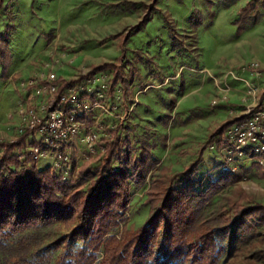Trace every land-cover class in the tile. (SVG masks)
Segmentation results:
<instances>
[{
  "label": "rangeland",
  "instance_id": "rangeland-1",
  "mask_svg": "<svg viewBox=\"0 0 264 264\" xmlns=\"http://www.w3.org/2000/svg\"><path fill=\"white\" fill-rule=\"evenodd\" d=\"M252 2L5 0L0 33L9 35L11 58L6 69L0 63V142L15 143L27 130L38 128L30 139L44 153L35 160L37 167H53L62 174L56 166L58 149L45 144L48 132L42 131L55 121L69 135L74 175L104 152L103 139L115 128L121 129L134 152L153 145L158 164L143 188L133 186L122 222L131 229L149 218L146 192L151 181L164 172L182 173L199 159L198 178L205 185L228 169L240 175L237 183L221 190L205 207L204 216L227 213L230 202L241 195L249 197L247 205L264 204V170L256 160L245 157L230 166L226 151L209 140L227 121L250 109L264 110V0H256L253 13L242 19ZM153 8L152 21L122 44V38L145 19L146 10ZM116 35L120 40L112 38ZM124 52L136 68L127 94L120 88L110 90L109 72L85 79L93 67L117 62L128 79L131 66L118 60ZM61 79L72 86L62 106L55 107L52 89L57 91ZM90 132L96 135L92 147L84 141ZM67 167L70 171L72 166ZM56 232L57 227L50 229L51 235ZM45 237L50 241H40L37 259L42 264L51 256L47 247L52 238ZM222 239L228 243L230 233ZM18 248L14 243L0 245V264L15 262L28 250ZM256 250L264 253V227L248 235L242 252L220 264H248ZM99 256L103 258L102 253Z\"/></svg>",
  "mask_w": 264,
  "mask_h": 264
},
{
  "label": "trees",
  "instance_id": "trees-1",
  "mask_svg": "<svg viewBox=\"0 0 264 264\" xmlns=\"http://www.w3.org/2000/svg\"><path fill=\"white\" fill-rule=\"evenodd\" d=\"M4 1L0 0V10ZM255 1L244 9L242 19L253 13ZM150 9L145 19L122 38V44L152 21L155 9ZM112 38L120 40L121 36ZM10 54L9 35L0 33V63L4 69ZM118 60L131 66L128 79L118 62L93 67L85 79L109 72L110 90L114 93L120 88L127 94L128 80L134 79L136 68L126 60L125 52ZM71 86L60 80L54 95L55 107L62 106ZM238 120L224 123L209 140L220 148L221 136ZM37 132L38 128L27 130L15 143L0 142V245L14 243L16 248L21 247L17 249L20 252L28 248L26 254L21 253L15 262L7 264H42L37 262L40 241H50L45 235L52 241L47 247L51 256L47 255L44 264H220L242 252L248 235H256L264 227V204H245L247 195L232 200L227 213L204 216L205 207L221 190L237 183L240 175L228 169L226 175L205 185L198 178L200 159L182 173L170 176L164 172L154 178L146 192L149 218L140 228L122 226L133 186L143 188L158 164L152 154L153 145L134 152L128 140L123 139L121 129L115 128L109 138L103 139L104 152L87 161L74 175L71 145L65 140L60 152L72 166L65 176L56 174L53 167H37L30 150L41 147L30 142ZM54 227L59 231L56 237L50 234ZM63 230L67 231L65 235L61 234ZM221 233H230L228 243H223ZM56 251L59 254L54 258ZM262 260L264 253L256 250L248 264H260Z\"/></svg>",
  "mask_w": 264,
  "mask_h": 264
},
{
  "label": "built area",
  "instance_id": "built-area-1",
  "mask_svg": "<svg viewBox=\"0 0 264 264\" xmlns=\"http://www.w3.org/2000/svg\"><path fill=\"white\" fill-rule=\"evenodd\" d=\"M42 91L39 90L38 93L41 94ZM52 91L55 95V88ZM242 117H245V119H241ZM242 117L238 118L240 120L234 122L225 130V138L222 139L220 150L226 151V163L230 166L232 163L236 164L245 157H248L251 160L255 159L260 169L264 170V110L258 108L250 109ZM48 124V127L42 129L43 132H48L45 144L58 149L59 161L56 163V166L60 169L62 168L65 176H67L69 175V168L67 167L69 165V158L64 156L60 151L63 141L69 139V135L63 132L55 121H51ZM69 131L72 134H76L74 128H71ZM95 139L96 135L90 132L84 141L92 147ZM31 155L36 161L44 157V153L38 148L31 151Z\"/></svg>",
  "mask_w": 264,
  "mask_h": 264
}]
</instances>
